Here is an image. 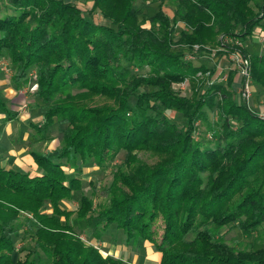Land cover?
<instances>
[{
	"label": "trees",
	"instance_id": "trees-1",
	"mask_svg": "<svg viewBox=\"0 0 264 264\" xmlns=\"http://www.w3.org/2000/svg\"><path fill=\"white\" fill-rule=\"evenodd\" d=\"M89 1L88 14L66 0H7L12 12L2 15L0 3V59L9 56L15 67L12 83L21 90L36 73L42 103L34 106L44 113L31 123L35 134L43 140L55 122L64 126L56 152L30 151L39 173L0 160V264H35L30 257L38 250L51 264H127L85 242L75 214L76 222L96 221L93 239L116 229L128 244L153 243L160 264H264V246L238 248L222 233L227 226L251 233L264 224V117L224 85L210 83L213 69L187 58L195 45L225 48L219 56L233 50L227 39L255 32L264 0H176L174 16L159 9L151 27L141 23L137 0ZM97 9L112 25L95 22ZM179 23L184 28L175 39ZM252 77L264 90V54L252 55ZM185 81L192 97L173 87ZM144 86L153 89L138 93ZM206 106L223 118L214 146L195 136L198 121L207 120ZM167 110L181 113L184 126L170 122ZM0 114L1 133L18 116L1 90ZM121 150L126 157L111 184L85 193L73 172L92 162L106 167ZM138 151L159 160L142 162ZM75 194L78 208L63 207ZM97 195L102 200L95 202ZM47 204L51 213L43 211ZM28 238L33 249L14 260L19 241Z\"/></svg>",
	"mask_w": 264,
	"mask_h": 264
},
{
	"label": "rangeland",
	"instance_id": "rangeland-1",
	"mask_svg": "<svg viewBox=\"0 0 264 264\" xmlns=\"http://www.w3.org/2000/svg\"><path fill=\"white\" fill-rule=\"evenodd\" d=\"M66 1L76 3V5L86 14L89 13V10L93 6V1L89 0ZM0 3L3 8L2 15L12 12L9 8H7V0H0ZM176 4V0H137L135 2V7L141 11L140 21L143 26L151 27L152 22L150 19L159 11V9H163L167 15L173 17ZM255 10L258 12V14L261 13L259 8H255ZM92 16L95 22L99 24L112 25L109 20L105 19L100 9L94 11ZM182 27L184 28V24L179 23V27L175 32V39L179 38V33ZM156 28H158V24H156ZM240 29L241 27H239V30ZM227 42L233 43L235 48L233 50L227 51L226 55L223 54L222 56H219L216 54L220 50H225V48L221 46H215L213 49H211L209 46H206L208 51H201L199 49L200 47L195 45L194 52L191 54L188 53L187 58L196 66L203 65L215 71L211 76L209 73L205 74V81L210 76V83H219L224 85L228 90L234 93V98L237 101H240V103H246L255 114L264 117V90L260 84L253 80L252 77V55L264 54V20L255 29L253 34L246 37H238L236 39L228 38ZM199 53L202 54L199 55ZM0 67L2 69L0 78L5 79L6 85L13 86L15 88L17 96L16 99H18V103H22L19 108V114L21 116L16 120L9 121L1 126L0 154H4L5 157L7 154H9L12 143L11 139L15 138L13 141L14 144L12 143L14 145V149L17 151L25 150L22 154L20 153L19 159H23L24 161L29 159L31 163L27 164L26 167L29 172H33L35 169H32L31 167H34V158L30 154V151L36 150L45 154H52L56 152L57 149H59L62 145V128L64 126H60L57 122H55L47 132L46 138L43 140L40 139L38 135L35 134V130L31 126V123L39 122L44 113V109L42 107L34 106L36 103H42V101L37 99L35 96V91L37 90L35 71L32 70L29 73L28 80L22 89L24 92L23 94V92H19V90L12 83V75L15 72V67L12 65L9 56H5L4 58L0 59ZM231 76H233V80L231 84H229L231 81ZM173 87L175 91L182 96L192 97L194 95V89L188 81L183 83H175L173 84ZM152 89L153 88L150 86H144L138 91V93L148 92ZM203 89H205V87H203L201 90L203 91ZM219 99V97H215L214 101ZM131 100L135 101L136 97H132ZM25 102L28 106L23 108L22 106ZM8 107L11 108L10 103ZM204 110L207 113V120L198 121V129L195 133V136L199 141L214 146L217 142L214 131L216 130L218 132L221 130L223 118L220 116L217 107L211 108L206 106ZM166 114L169 118V121L176 124L177 127L181 128L184 126L185 120L181 113L175 110H167ZM231 122L233 126L237 125L234 120ZM126 153V150H121L115 161L113 163H109L106 167H100L96 165L95 162H92L88 166L84 167L81 171L76 169L73 172V175L81 178L83 191L91 195L92 187L96 186L100 190L103 187L109 186L111 184L114 177V172L118 169L120 164L124 163ZM137 157L139 158L138 160L148 164H154L159 160V157L151 151H138ZM16 168L22 170L21 167L17 166ZM75 195L76 196H74L72 200L64 201L63 207L68 209H77L79 206V195ZM100 200H102V197L97 195L95 197V202ZM43 211L51 213L52 210L49 204L43 208ZM30 216L31 215L29 214V217ZM25 217L26 214H23L21 216V220H24ZM75 219L76 214L73 215V222L76 226V232L82 236L85 242L96 243L97 247L100 248L104 255L115 256V251L119 250V255L122 257V259H125L124 261L127 264H147L146 261H144L148 255V250L145 247H149L147 241L143 240V243L139 241L136 245L128 244L123 231L120 230V233L119 231H116V229L112 230L113 233L111 234L110 232L105 234L103 236V240L93 239L92 235H94V231L98 227L94 225L96 221L91 220L90 222H76ZM156 226L158 231L157 238L159 239L163 231L162 221L159 220ZM222 233L224 239L228 243L233 244L238 248H259L264 246V224L257 231L251 233H244L240 229L232 228L231 226L225 227L222 230ZM154 247L153 248L156 249L155 245ZM28 248L33 249L32 239L28 238L24 241H19L18 250L13 253V259L25 260L27 253L29 252ZM156 251L158 250L156 249ZM32 258L35 260V264H51V260L41 250H38L36 255L30 257V259ZM136 259H138V261Z\"/></svg>",
	"mask_w": 264,
	"mask_h": 264
},
{
	"label": "crops",
	"instance_id": "crops-1",
	"mask_svg": "<svg viewBox=\"0 0 264 264\" xmlns=\"http://www.w3.org/2000/svg\"><path fill=\"white\" fill-rule=\"evenodd\" d=\"M5 83H6L5 79H1L0 78V90L2 91V93H4L3 96H4L5 100H6L7 106L10 103L11 104V108L10 109H12L13 111L17 112V114H18L17 118H19L21 116L19 114L20 113L19 112V108H20L22 103H20V102L18 103V99H16L17 96H16L15 88L13 86H8ZM19 92H23V90L21 89V90H19ZM23 94H24V92H23ZM3 116H4V114H0V117H3ZM16 119H14V120H16ZM14 139L13 138L11 139L12 143H13ZM12 143H11V147H10V150H9V154H7L6 157H5L4 154L3 155L0 154V160H1L2 165L6 166L8 168H16L18 166V167L22 168V171H28L26 165L31 163L29 161V159H26L25 161L23 159H19L20 153L22 154L25 150H23V151L15 150L14 149V145H13L14 143L13 144ZM26 148H28V147H26ZM5 152H7V151H5ZM12 158H14L15 160L12 159ZM33 163H34V167H31V168L35 169V171H33V172L30 171V173L31 174H37V173H39V171H38L39 168H38L35 160L33 161ZM147 243L149 244V247L148 246H145V247L148 250V255H147V257H146V259L144 261H146L147 264H158V263L160 264V256H161V254L159 256L160 252L156 251L157 248L154 249L155 247H154L153 243H151L149 241H147ZM119 254H120L119 250L115 251V256L116 257H121ZM136 260L138 261V259H136Z\"/></svg>",
	"mask_w": 264,
	"mask_h": 264
},
{
	"label": "built area",
	"instance_id": "built-area-1",
	"mask_svg": "<svg viewBox=\"0 0 264 264\" xmlns=\"http://www.w3.org/2000/svg\"><path fill=\"white\" fill-rule=\"evenodd\" d=\"M28 105H27V103L25 102L24 104H23V108H26Z\"/></svg>",
	"mask_w": 264,
	"mask_h": 264
}]
</instances>
